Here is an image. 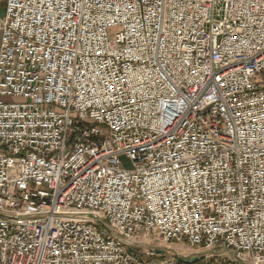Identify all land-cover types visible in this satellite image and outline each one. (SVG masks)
Masks as SVG:
<instances>
[{
	"label": "built area",
	"instance_id": "obj_1",
	"mask_svg": "<svg viewBox=\"0 0 264 264\" xmlns=\"http://www.w3.org/2000/svg\"><path fill=\"white\" fill-rule=\"evenodd\" d=\"M4 4L0 264H264V0Z\"/></svg>",
	"mask_w": 264,
	"mask_h": 264
},
{
	"label": "rangeland",
	"instance_id": "obj_2",
	"mask_svg": "<svg viewBox=\"0 0 264 264\" xmlns=\"http://www.w3.org/2000/svg\"><path fill=\"white\" fill-rule=\"evenodd\" d=\"M5 8L4 4L2 10L0 11V17L3 18L5 16ZM108 136V133H106ZM124 168L131 169L132 165L129 161L122 158ZM103 227V226H102ZM157 251H165L164 255H160ZM133 252L138 257L140 261H154V262H164L170 261L173 264H181L183 257H188L185 261H190L194 257H198V261L195 264H212L216 262L217 259H205L206 255L201 250L189 249L185 244L179 243H170L165 244L157 239L156 235L140 238L137 241V244L133 246Z\"/></svg>",
	"mask_w": 264,
	"mask_h": 264
},
{
	"label": "water",
	"instance_id": "obj_3",
	"mask_svg": "<svg viewBox=\"0 0 264 264\" xmlns=\"http://www.w3.org/2000/svg\"><path fill=\"white\" fill-rule=\"evenodd\" d=\"M157 253L160 254V255H164L165 251H157ZM198 259H199L198 257H194V258H192V260L185 261V262H187L188 264H194V263H196L198 261Z\"/></svg>",
	"mask_w": 264,
	"mask_h": 264
},
{
	"label": "trees",
	"instance_id": "obj_4",
	"mask_svg": "<svg viewBox=\"0 0 264 264\" xmlns=\"http://www.w3.org/2000/svg\"><path fill=\"white\" fill-rule=\"evenodd\" d=\"M197 263V262H196ZM181 264H188L187 262L185 261H181ZM195 264V263H194Z\"/></svg>",
	"mask_w": 264,
	"mask_h": 264
},
{
	"label": "crops",
	"instance_id": "obj_5",
	"mask_svg": "<svg viewBox=\"0 0 264 264\" xmlns=\"http://www.w3.org/2000/svg\"><path fill=\"white\" fill-rule=\"evenodd\" d=\"M189 249H191L190 247H188ZM188 257H183V260L185 261Z\"/></svg>",
	"mask_w": 264,
	"mask_h": 264
}]
</instances>
